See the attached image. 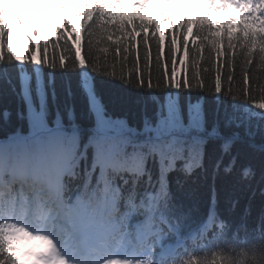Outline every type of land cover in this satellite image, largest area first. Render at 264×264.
Returning <instances> with one entry per match:
<instances>
[{
	"label": "trees",
	"instance_id": "1",
	"mask_svg": "<svg viewBox=\"0 0 264 264\" xmlns=\"http://www.w3.org/2000/svg\"><path fill=\"white\" fill-rule=\"evenodd\" d=\"M67 4L54 36L30 42L20 62L0 26V139L28 134L41 121L77 130L80 141L94 128L114 131L117 157L107 175L122 174L120 153H134L124 161L142 167L140 185L149 177L163 187L156 204L164 212L192 227L214 216L207 237H220L217 246L164 264H264L263 22L237 26L220 11L183 17L165 0L150 16L103 0ZM167 23L173 29L160 32ZM169 100L181 118L170 119ZM196 104L200 132L181 131ZM197 133L205 137L200 148H189ZM126 195L131 204L142 201L139 190ZM13 258L0 238V264Z\"/></svg>",
	"mask_w": 264,
	"mask_h": 264
},
{
	"label": "rangeland",
	"instance_id": "2",
	"mask_svg": "<svg viewBox=\"0 0 264 264\" xmlns=\"http://www.w3.org/2000/svg\"><path fill=\"white\" fill-rule=\"evenodd\" d=\"M53 11H55V10L45 11L46 16H48V21H49V22H47V20H46V23L44 25L45 28L47 26H51L55 22L57 14ZM46 16H45V18H46ZM8 29H9V38H8L9 48H10L11 52L13 53V55L18 57V53H16L10 47L11 46V29H10L9 25H8ZM168 103H169L167 105L168 111H169L168 116L170 117V119L176 120V119L181 118L182 117V114L180 112L181 108L175 103V101L169 100ZM187 117L189 119L188 127H187V125H184L183 130H186V131L192 130L194 133L200 132L199 131L201 129V126L199 125V123H200V118H199L200 117V109H199V106L197 104L189 107ZM178 126H179V124H178ZM203 139H204V136L200 135L199 133L195 134L193 137V144H191L190 147H192L193 145H197L200 148V144L203 141ZM60 144H61L60 132L59 133L54 132L53 134H51V137L48 139V141L45 143L44 146L48 150H52L54 148H57ZM157 154L159 156L162 155L159 151L157 152ZM98 157L99 156H95L96 159H98ZM93 222H94V220L88 219L86 221V226L90 227Z\"/></svg>",
	"mask_w": 264,
	"mask_h": 264
},
{
	"label": "bare ground",
	"instance_id": "3",
	"mask_svg": "<svg viewBox=\"0 0 264 264\" xmlns=\"http://www.w3.org/2000/svg\"><path fill=\"white\" fill-rule=\"evenodd\" d=\"M166 117L168 118V116H165V117H163V118H166Z\"/></svg>",
	"mask_w": 264,
	"mask_h": 264
}]
</instances>
